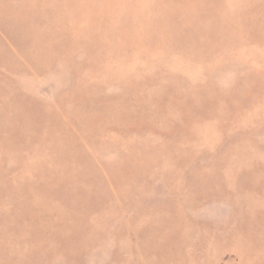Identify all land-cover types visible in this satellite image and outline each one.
Wrapping results in <instances>:
<instances>
[{
    "label": "rangeland",
    "instance_id": "rangeland-1",
    "mask_svg": "<svg viewBox=\"0 0 264 264\" xmlns=\"http://www.w3.org/2000/svg\"><path fill=\"white\" fill-rule=\"evenodd\" d=\"M0 264H264V0H0Z\"/></svg>",
    "mask_w": 264,
    "mask_h": 264
}]
</instances>
